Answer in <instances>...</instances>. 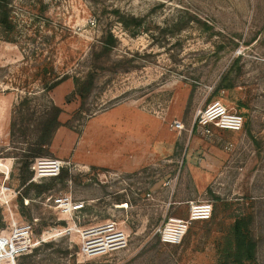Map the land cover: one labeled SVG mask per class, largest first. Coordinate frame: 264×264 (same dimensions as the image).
Returning <instances> with one entry per match:
<instances>
[{"label":"rangeland","instance_id":"1","mask_svg":"<svg viewBox=\"0 0 264 264\" xmlns=\"http://www.w3.org/2000/svg\"><path fill=\"white\" fill-rule=\"evenodd\" d=\"M11 2L9 41L0 30V188L18 196H0V233L35 219L40 242L18 264H220V239L243 215L264 264V0ZM108 33L116 45L104 54ZM90 71L84 97L74 79ZM218 101L244 117L242 131L199 123ZM38 157L67 173L43 182L45 194L27 186ZM59 196L85 209L65 213ZM205 202L213 218L181 245L154 235ZM109 220L127 247L83 257V229Z\"/></svg>","mask_w":264,"mask_h":264},{"label":"built area","instance_id":"2","mask_svg":"<svg viewBox=\"0 0 264 264\" xmlns=\"http://www.w3.org/2000/svg\"><path fill=\"white\" fill-rule=\"evenodd\" d=\"M197 118L203 126L213 125L225 131H242L245 124L244 117L241 114L228 109L219 101L200 109ZM63 166V162L59 159L38 157L31 165L32 176L30 182L42 183L47 179L58 178ZM3 167L5 165L0 163V173L3 172L1 169ZM5 176L9 179L10 172ZM8 193L13 197L18 196V193L9 187L0 188V196ZM0 199L3 201L1 197ZM0 204L3 203L0 202ZM25 204L28 205L29 201L25 200ZM54 204L58 209L71 214L80 213L85 209L83 202L73 201L70 196H59L54 199ZM212 215L213 205L211 203H190L186 218H168L155 230L154 235L164 245H181L193 223L208 221ZM35 222L34 219L33 222H26L12 227L9 232L0 233V264H18L20 257L29 254L39 246V237L35 233ZM45 235L46 233L40 236L43 242H46ZM127 245L128 235L126 232L116 222L109 220L83 229L80 254L87 259H93L123 249Z\"/></svg>","mask_w":264,"mask_h":264},{"label":"trees","instance_id":"3","mask_svg":"<svg viewBox=\"0 0 264 264\" xmlns=\"http://www.w3.org/2000/svg\"><path fill=\"white\" fill-rule=\"evenodd\" d=\"M12 2L11 0H0V30L6 34L5 40L9 41V34L15 29L13 24L12 16ZM123 25L129 28L132 25L138 24V19L131 17L130 19H123L121 17ZM12 40V39H11ZM102 51L107 54L113 46L116 45V39L111 33H108L104 38L102 44ZM94 71H90L83 78L75 77V82L77 86V91L80 95L84 97L88 96L92 90L94 81ZM67 77H63L54 85L59 84ZM246 124V123H245ZM245 127V125H244ZM244 129V128H243ZM41 143L38 142V145ZM44 153H37L35 156H41ZM28 177V181L31 178ZM67 175L66 172H61L58 178H51L50 180L62 179ZM48 180V179H47ZM44 180L43 182L47 181ZM25 181V179L23 180ZM35 184L33 182H27L28 189L35 188L38 194H45L50 190L51 185ZM25 183V182H24ZM28 194V193H27ZM26 194V195H27ZM19 205L22 210H27L22 203V199L19 200ZM214 214V210H213ZM251 215H243L238 217L232 224L229 225L228 229L224 232L218 244V258L220 264H254L256 261V241L253 238L252 232L250 230ZM31 219V215H29ZM213 218V215L211 219ZM210 219V220H211ZM205 222V221H203ZM4 227V222L2 216L0 215V229ZM189 231V230H188ZM47 246H50L49 243Z\"/></svg>","mask_w":264,"mask_h":264},{"label":"bare ground","instance_id":"4","mask_svg":"<svg viewBox=\"0 0 264 264\" xmlns=\"http://www.w3.org/2000/svg\"><path fill=\"white\" fill-rule=\"evenodd\" d=\"M44 237H45V238H44L45 240H47L48 238H50V237H48V236H46V235H45Z\"/></svg>","mask_w":264,"mask_h":264}]
</instances>
